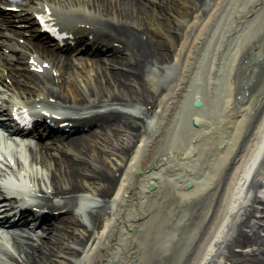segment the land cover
<instances>
[{"label": "bare ground", "instance_id": "obj_1", "mask_svg": "<svg viewBox=\"0 0 264 264\" xmlns=\"http://www.w3.org/2000/svg\"><path fill=\"white\" fill-rule=\"evenodd\" d=\"M146 1L155 2L0 0V25L22 16L30 36H58L54 40L66 52L95 54L109 45L114 55L104 63L73 62L42 41L24 42V32L0 33L1 112L22 115L36 104L82 110L79 115H30L43 121L44 126L32 125L42 129L39 136L94 124L69 140L40 145L39 152L28 147L30 162L48 174L38 184L40 200L23 209L40 216L45 207L65 210L24 244L12 235L17 253H5L0 264H221L239 254L264 264V205L260 224L249 221L257 186L264 194V0H178L184 10L172 15V34L150 22ZM3 50L19 52L12 56ZM40 70L52 74L40 76ZM220 84L217 113L204 117L200 108L214 101ZM8 88L15 97L6 95ZM194 100L199 107H192ZM131 103L155 105L147 123L141 108L131 112L115 106ZM185 110L190 128L180 145L173 133ZM192 120L198 124L189 125ZM61 122L68 124L65 129L58 127ZM108 129L116 135L110 147L104 144ZM99 132L104 137L96 140ZM139 132L140 141L125 163ZM93 145L104 154L92 151ZM12 153L22 168L19 154ZM2 155L3 164L13 167ZM122 168L109 210L94 211V196H105ZM33 191L28 185L27 199L34 198ZM54 196L63 202L54 203ZM80 200L78 212L67 206ZM22 210L7 204L0 188L1 220H13ZM102 215L96 241L87 246L86 220H93L95 229ZM52 240L59 243L55 251ZM232 244L245 248L227 254Z\"/></svg>", "mask_w": 264, "mask_h": 264}, {"label": "rangeland", "instance_id": "obj_2", "mask_svg": "<svg viewBox=\"0 0 264 264\" xmlns=\"http://www.w3.org/2000/svg\"><path fill=\"white\" fill-rule=\"evenodd\" d=\"M146 7L149 8L150 12L148 14V18L150 20V22L152 24H155V25H158L160 24L163 28H169V33H173L172 32V27L175 25L174 21L172 20V15L174 14H177L178 13V10L180 9H183L179 3H178V0H155V2L151 3V2H148L146 1ZM159 4V5H158ZM164 4H166V6L169 7V9H166V8H163ZM167 7V8H168ZM184 10V9H183ZM2 11L0 10V20H1V16H2ZM195 14V11L192 10L191 11V14L190 16L188 17L189 19L193 17V15ZM18 23H23V24H18ZM25 28V29H24ZM22 31L24 32L26 35H23L22 37L24 42H27V39L29 41H34L35 38L34 37H29L28 35V32H31L30 28L27 26V23L25 22V18H23L22 16H17L16 17V20L14 23L12 24H9V25H1L0 26V33L1 35L4 36V34L2 33H6V34H14V33H18V31ZM19 34V33H18ZM1 36V37H3ZM163 40H166L165 37L164 38H161ZM44 43V42H43ZM108 46L104 47V49H102L101 51H98L96 52L95 54H92L91 52L90 53H87L86 50H82L81 52L78 51V52H71V53H60V56H62L63 58L69 60V61H77V59H81L84 63L88 62V64H92V62H98V61H101V62H105L107 61L108 59L112 58L114 55H112V51L111 50H108L107 49ZM103 48V47H102ZM18 50H9V51H6V50H3L1 51V53H4L5 55L7 54H11L12 56H17L18 55ZM4 54H3V57H4ZM108 67V66H107ZM8 68V67H7ZM95 68V67H94ZM18 70H20V68H16ZM15 68H10L9 70L11 72H13L14 70H16ZM23 69H24V66H23ZM110 69V68H109ZM112 69H119V68H113ZM40 74V76H44V77H48L50 76V71H47V70H40L38 72ZM10 74V73H8ZM74 74L79 77V79H82V77H80L81 73L80 71L78 70H75L74 71ZM94 74H96V71H94ZM76 77V79H77ZM13 78L10 80L9 77H7V81L10 82L12 81ZM74 83V81H73ZM73 83H69V85L71 86V89L72 91L76 94H79L77 95L78 97L82 98V94H80V91H78V88H76ZM223 84V82H222ZM0 85L2 86V84L0 83ZM99 87L98 86V90H99ZM88 93H91L93 87L92 85H89L88 86ZM199 89V88H198ZM220 89V90H219ZM218 89V94L216 96V98H214V101L213 102H210L208 101L207 104L205 105H202L203 108H200V112L204 115V117H206V115L210 117V115H214L217 113V104L219 103V96L222 95V85L220 84V88ZM13 90H11L10 88H8L6 90V95L7 94H10L11 96L15 97L14 94H13ZM220 93V94H219ZM5 95V96H6ZM46 106H48V104H45ZM116 107L120 108V109H128L130 110L131 112H138L141 108L144 112L140 114V116H142V120L145 121V123L148 122L149 120V117L153 114V110H155V105L152 107L150 106H147V105H140L139 103H131V104H121V105H115ZM55 109V108H54ZM57 109H55L56 111ZM57 111H60V112H63V113H71V114H81V111L82 110H73V109H67V108H62L61 110H57ZM185 114H186V110L183 112V116L180 120V124L179 126L175 129L174 133H173V139H175V141L177 143H179L180 145H183L185 143V139H186V135L189 131V126H187V123H186V118H185ZM89 125V126H88ZM87 126V129L85 130H78L79 133L77 132H74V133H62L61 132H56L55 134L53 132H51V134L49 135H43L41 137V139H39L36 143H31V144H26L25 147H26V151H27V155L26 156H20V159L22 160L23 162V166L22 168H19L17 166V164L14 162V154L12 153V151H1L0 152V166L2 167V173H8L10 172V169L12 168L14 171L13 172H19L21 171L22 173H25V174H29V185H30V188L31 190H34L33 191V199H31L33 202H35L36 200H40V194H37L36 195V192H37V189H38V184L41 183L43 184V174H48L47 171H45L44 169H42L40 167V165H35L33 163L30 162V158H29V146H32L33 148H35L38 152H39V146L42 145V144H49L50 142H52L53 140H56V139H62L63 141H66V140H69L71 139V137L77 135V134H80V133H86L90 130V128L93 127L94 124L92 123H89ZM190 125V124H189ZM97 128V127H96ZM95 129V128H94ZM99 130V129H98ZM97 130V131H98ZM107 137L105 138L106 140L104 141V144L108 145V147H110L112 145V141H115L116 139V135L115 133L112 131V129H108L107 130ZM104 132V130H103ZM100 133V132H99ZM142 136V133L139 132V134L137 135V137L135 138V141L132 143V146L131 148L129 149V151L127 152L126 154V162L131 158L132 154L134 153L135 149H136V146H137V143L140 141V138ZM96 137V136H95ZM103 138L104 135L103 133L101 132L100 135H98V137L96 138L97 139H100V138ZM92 151L94 152H97V153H101V154H104V152L98 147V146H92ZM54 152H56L58 155H61V153L59 151H55L54 149ZM6 155V157L11 161V164L13 167H6L4 164H3V161L4 158H3V155L4 154ZM122 172H123V168L122 170H120L119 172H115L114 173V181L111 185V187L109 188V191L104 194L105 196L103 197H98V196H94L96 201H94L95 203V206L93 208V210L95 211L96 208H101L103 211H108L109 210V205H111V201H110V197L113 195L116 187H117V184L119 183L120 181V178L122 176ZM34 178V179H33ZM39 181V182H38ZM81 195L83 196H90L89 194L85 193V192H80ZM64 199H61L60 197L58 196H54L53 197V201L54 203H62ZM82 200H80L79 202H70L68 201L67 202V206L68 207H71L74 209V212H78L79 208V203H82L81 202ZM85 200H83L84 202ZM43 210L45 211L44 212V218L47 222L49 221H53V215H57V213H60L62 211L65 210V207H61V208H49L47 209L46 207L43 208ZM103 221H104V218H103V215L102 217L100 218L98 224H97V228H93V225L95 224L93 220L91 219H87L86 220V224L88 225L89 229H90V235H89V238L87 239L86 241V245L87 246H90L91 244H94L95 243V236L96 234L100 231V228L103 226ZM12 235L9 234L7 232V230L3 229V227L0 225V257L2 258H5V253L7 252H12L14 254L17 253V251L15 250V246H14V243H13V239L11 237ZM47 237V236H46ZM45 238V237H44ZM43 238V239H44ZM63 240V239H61ZM54 242V240H52ZM51 243L50 244V247H52V251H55V249H58L56 246L57 244H59L58 242H54V243ZM64 242H65V239H64ZM245 247L244 246H240L239 244H232V246L228 249V251L226 252L227 254L231 253V252H236L238 250H243ZM8 249V251H7ZM6 250V251H5ZM58 256V257H57ZM55 256L57 259H64L63 257L57 255ZM51 257L54 258V256L52 255ZM236 261V262H235ZM242 262L240 264H255L254 262V259L252 256L250 255H245V254H239V255H236V256H229L228 258H226V260L222 261L221 264H233V263H236L238 264L237 262ZM12 264H18L17 262L15 261H12Z\"/></svg>", "mask_w": 264, "mask_h": 264}, {"label": "water", "instance_id": "obj_3", "mask_svg": "<svg viewBox=\"0 0 264 264\" xmlns=\"http://www.w3.org/2000/svg\"><path fill=\"white\" fill-rule=\"evenodd\" d=\"M193 105H194L195 107H198V106H199V101L195 100V101L193 102ZM191 124H192V126H196V125L198 124V122H197L196 120H192V121H191ZM187 186H190V184H188Z\"/></svg>", "mask_w": 264, "mask_h": 264}]
</instances>
